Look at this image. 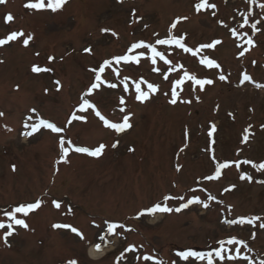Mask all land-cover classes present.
Wrapping results in <instances>:
<instances>
[{
  "label": "rangeland",
  "instance_id": "rangeland-1",
  "mask_svg": "<svg viewBox=\"0 0 264 264\" xmlns=\"http://www.w3.org/2000/svg\"><path fill=\"white\" fill-rule=\"evenodd\" d=\"M28 2L6 0L0 4V38L11 31L33 36L28 46L23 45V38L0 46V112L4 113L0 117V221L11 223L4 213L21 204L36 200L42 204L27 216L17 214L29 227L13 225L15 231L7 244L3 236L8 229H0V264H68L73 259L77 264H198L195 257L183 261L172 248L196 247L193 251L207 253L219 247L220 241H224L226 258L241 251L236 260H221L213 252V264H259L264 259V228L259 227L264 223V170H257L254 164L264 162V88L256 87L264 84V8L259 6L264 0H209L216 8L201 12L194 8L199 0H66L55 11L47 6L26 8ZM8 13L14 16L10 23L4 21ZM245 16L249 24L241 28ZM177 17H188L173 30L177 37L186 34L188 47L195 49L216 39L222 43L196 56L174 45L157 46L177 65L176 71H169L171 65L159 58L153 65L148 49L133 50L128 54L143 52L138 63L113 62L101 74L107 83L85 95L94 82L91 69L125 54L132 43L165 38ZM257 20L261 31L253 36L255 46L238 57L247 46L243 34L252 35L250 25ZM233 28L237 36L231 34ZM85 48H91V53H85ZM201 55L215 59L221 69L200 64ZM49 56L54 59L50 61ZM33 65L52 71L33 73ZM184 70L214 83L200 91L199 86L186 81L177 89V104L172 105L170 94L164 93H170L171 82ZM221 71L228 80H219ZM245 72L253 80L241 83ZM124 77L129 79L124 81ZM55 80L61 82L59 91ZM136 83L145 91L149 83L158 85L159 90L141 103L134 98ZM82 97L95 108L79 111ZM97 109L114 123L131 111L132 128L116 132L106 127L95 115ZM73 113L86 116V120L69 124ZM40 119L64 131L54 133L40 125L27 136L31 125L39 124ZM212 123L217 131L209 137ZM249 124L251 134L242 142ZM61 137L69 148L67 162L60 160ZM116 141L118 146L113 149ZM100 143L107 145L101 157L74 151L75 147L94 148ZM225 161L231 165L222 170L221 178L203 179L214 175L215 162ZM177 165L181 166L179 172ZM242 175L251 179H241ZM231 185L235 188L225 192ZM166 195L185 200L165 202ZM196 197L209 207L194 203L179 213H155V219L148 218L152 214L137 216L157 202L174 209ZM54 200L61 203L60 208L54 206ZM251 216L262 220L254 224L224 222ZM108 223L117 228L109 232ZM55 224L71 225L83 237L71 228H55ZM112 236L111 251L92 260L90 245L101 246ZM230 237L244 240L247 247L228 245ZM130 246L134 247L128 250ZM204 260L202 264H207V258Z\"/></svg>",
  "mask_w": 264,
  "mask_h": 264
},
{
  "label": "snow or ice",
  "instance_id": "snow-or-ice-1",
  "mask_svg": "<svg viewBox=\"0 0 264 264\" xmlns=\"http://www.w3.org/2000/svg\"><path fill=\"white\" fill-rule=\"evenodd\" d=\"M249 2H254V0H249ZM6 3V0H0V4H4ZM66 3V0H48L47 5H45L44 0H36V2H32V0H29L28 3L25 4L26 8H30V9H42L45 6H47L48 8L52 9L53 11L61 8L64 4ZM259 6L261 8H264V4H259ZM194 8L196 10V12H201L203 10H208V9H215L216 8V4L215 3H210L209 0H199V2L195 3ZM134 14V12H133ZM213 15H215L216 13L213 11L212 13ZM188 17H177L171 24L170 28L168 29V35L165 38H157L155 39L154 43H146L145 41H139L136 43H132L130 48L127 50V52L125 54L122 55H117L112 57L111 59H106L103 61V63L99 66V68H93L91 69L92 72L95 73V77H94V82H92L89 86V88L87 89V92L85 95H89L92 93V91L94 89H99L100 85L102 83H107L106 81H103L101 78V74L105 71L106 67H109L113 64V62L119 64L121 62L127 63V62H131V61H135V62H139L140 57L143 55V52H141L138 55H131L128 53H131L133 50H139V49H148L151 51V63L153 65H155L157 63V58H159V60L163 61L166 65H171V68L169 69V71H176L177 70V65L173 63V61H171L170 59L167 58L165 52L163 51H159L157 46H175L178 49H182L184 52L186 53H191L193 56H196L198 54H201L202 50H209V49H214L217 45L221 44L222 41L219 39L213 40L211 43H205V44H200L198 47H196L195 49H193L192 47H188L185 43V39H186V34L181 35L179 37L173 35V30L177 27V24L181 21V20H187ZM14 20V16L11 13H8L5 17H4V21L6 23H10ZM220 23H223L222 21ZM249 24V20L248 18L245 16L243 19V23L240 25L241 28H243L245 25ZM261 24L260 20H257L253 23H251L250 25V29L252 31V35H247V32H245L243 35L247 36V39L245 41L246 43V47H243V50L238 52V57H244L245 54L247 52L250 51L251 47L255 46V41L253 39V36L261 31V28L258 27V25ZM145 28L148 27V25L144 26ZM102 32H108L110 31L109 29H102ZM231 34L233 36H237L238 32L237 29L233 28L230 29ZM112 35H116L115 32L112 33ZM154 36H159L158 33H154ZM26 36V38H24ZM19 38H23L22 43L24 46H28L29 42L33 39V36L31 34H25L23 31H11L10 34H8L6 37L4 38H0V46H5L8 45L10 42L13 41H17ZM238 48L241 47V45H237ZM92 49L91 48H85L84 52L85 53H91ZM36 55L38 56L39 53H36ZM48 59L51 61L54 59V57L49 56ZM200 64L202 65H206L207 68L209 69H221V65L212 58H209L206 55H201L200 57ZM0 63H2V61H0ZM253 64H255V61H252ZM179 68L183 69V65H179ZM32 72L33 73H41V72H50L52 71V69L50 68H42L40 66L37 65H33L32 66ZM156 71H159V69H155ZM116 74L119 75V70H116ZM179 75V74H178ZM165 79H168L167 76L164 77ZM219 80L221 81H226L229 79V77L227 75L224 74L223 71H221L219 73ZM129 79V77H124V81H127ZM253 78L251 75L245 73H242V79H241V83H244L246 81H252ZM186 81H191L194 85L199 86V90L203 91L206 85H212L214 83V81L212 79H208V78H197L196 75L194 74H190L188 71L184 70L183 74L181 76H179V78H177L175 81L171 82V86H170V93L166 92L164 93L165 96H169L170 94V103L172 105H176L178 102V99L180 97V92L177 91V89H181V86H183L185 84ZM54 83L57 86V91L60 90L61 87V82L59 80H55ZM17 89L19 88V86H16ZM109 87L111 88H116L117 85L116 84H109ZM256 87L258 88H264V84H256ZM148 91L142 90L141 89V84L140 83H136L135 84V100L143 103L148 101L151 96V94H155L158 92L159 90V86L155 85V84H148L147 85ZM125 91H127V85L125 84ZM47 91V89L45 90ZM82 103L78 106V110L79 111H84L86 110V108H95L94 104H91L89 102L88 99H86L85 97H82ZM197 100H199V97H196ZM184 103H192L191 100H185L183 101ZM119 103L121 105H123L125 103V100L123 97L120 98ZM121 112H124V108L120 109ZM31 112L35 113L36 109H31ZM4 115L3 112H0V117H2ZM95 115L97 117H99V119L101 121H103V124L110 128V129H114L116 132H124L125 130L131 129L132 128V123H131V119L132 116L134 115L131 111H128L126 114L123 115L122 121L118 122V123H114L109 121L104 115L101 114V112L97 109L95 111ZM229 115H232L231 113H229ZM29 119H31V117H29ZM73 120H79V121H85L86 120V116L84 115H76L75 113H73L70 118L68 123L71 124ZM43 125L44 127L51 129L54 133H61L62 131H64V129L57 127L54 123H51L47 120L44 119H40L39 120V124H32L31 125V130L28 131L26 133L27 136H32L34 132L39 130V126ZM28 125H26L27 127ZM262 128H264V125H261ZM252 128V125L249 124L247 126V128L244 129V135L242 137V142H247L249 139V135L251 134L250 130ZM217 131L216 125L215 123L211 124V128L210 131L208 132L209 137L213 136V133H215ZM185 135H188L187 129L185 130ZM69 144H71V141H68ZM119 141L114 142L111 147L114 149L118 146ZM65 144V140L63 137H61L60 139V147H61V151H62V155L60 157V160H63L65 162L66 161V157L69 153V148L64 147ZM107 145L100 143L98 146L94 147V148H89V147H75L74 151L77 153H86L87 155L91 156V157H101L102 154L104 153L105 149H106ZM185 147H187V145H185ZM133 149H129V151H132ZM183 150V149H182ZM213 159V161H215V156L213 155L211 157ZM245 163H249V164H253L252 161L250 160H246L244 161ZM57 163H59V161H57ZM239 166V165H237ZM230 167V162L225 161V162H215V167H214V175H207L205 177H203V179L205 180H215V179H219L222 176V170L227 169ZM254 167L257 168V170H264V162L259 163L258 165L254 164ZM16 166L13 164L12 165V170L15 171ZM176 170L179 172L181 171V166L177 165ZM241 179H251V177H248L247 175H242L240 177ZM235 188V185H231L228 188H225L224 191L228 192L232 189ZM174 199H179L180 201H184L185 198L183 196L180 197H173L171 195H166L163 197V200L169 201V200H174ZM208 199L210 200H216L215 196H209ZM54 204V206L56 208H60L61 207V203L59 201H53L52 202ZM194 203H201L203 204V207L208 208L209 205L204 202L199 200L198 197L193 198V199H187L186 202H182L179 204L178 207L176 208H172L169 207L167 205V203H154L152 206L141 210L140 212L137 213V216H143L145 214H155V213H171L173 211L179 213L181 212L183 209H187L190 205L194 204ZM42 204L41 200H36L35 202L32 203H27V204H21L15 208H13L10 211H6L4 213V215L11 221V223H5L4 221H0V229H4L5 227H7V231L4 233L3 236V240L5 242V244H7L8 241V237H10L15 229L13 227V225H18V226H22L23 228L27 229L29 227V225L26 223V221L22 218H17V214L18 213H22L24 214V216H27L29 213L33 212L34 210L38 209ZM228 210L231 211V206H228ZM262 217L261 216H251V217H239L236 219H226L224 222L228 223V224H254L258 221H261ZM53 227L55 228H71V231L73 233H76L78 236L83 237V234L75 227H72L71 225H67V224H55L53 225ZM120 227H123L122 225ZM260 228H264V223H261L259 225ZM107 228L109 232L114 231L117 228V225L115 223H108L107 224ZM255 238V234H253V239ZM220 246L213 249V251L207 252V253H203V252H196L193 251L191 249L187 250V251H181L178 253V256L183 260V261H189L190 257H195L198 260H204L205 258H207V264H213V252L215 253L216 257H219L221 260H236L237 256L239 255V252L241 250H237L236 255H231L228 256L227 258L224 255V241H220L219 242ZM227 244L228 245H232L233 247H235V245L239 244V245H244L245 247H247V244L244 240H238L236 237H230L227 240ZM132 247L134 246H130L128 250H131ZM96 249L99 250L100 249V245L97 244L96 245ZM145 259H148V257H145ZM244 259H248L247 257H244ZM68 264H77L76 260H69ZM160 264H163V262L161 261ZM259 264H264V259H261L259 261Z\"/></svg>",
  "mask_w": 264,
  "mask_h": 264
},
{
  "label": "bare ground",
  "instance_id": "bare-ground-1",
  "mask_svg": "<svg viewBox=\"0 0 264 264\" xmlns=\"http://www.w3.org/2000/svg\"><path fill=\"white\" fill-rule=\"evenodd\" d=\"M153 218H155V216L152 217V219H153ZM107 251H108V250H105V251H103L102 253H100V252H93V251L90 249V251H89V256H90V258H91L92 260H96L97 258H99V257H101V256H104L105 253H106Z\"/></svg>",
  "mask_w": 264,
  "mask_h": 264
}]
</instances>
